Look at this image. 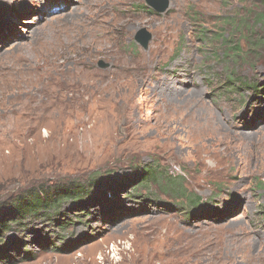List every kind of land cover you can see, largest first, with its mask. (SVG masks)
Here are the masks:
<instances>
[{"label":"rangeland","instance_id":"1","mask_svg":"<svg viewBox=\"0 0 264 264\" xmlns=\"http://www.w3.org/2000/svg\"><path fill=\"white\" fill-rule=\"evenodd\" d=\"M166 1L0 0V264H264V0Z\"/></svg>","mask_w":264,"mask_h":264},{"label":"trees","instance_id":"2","mask_svg":"<svg viewBox=\"0 0 264 264\" xmlns=\"http://www.w3.org/2000/svg\"><path fill=\"white\" fill-rule=\"evenodd\" d=\"M175 177V176H174ZM177 178H168L167 180H164V176H162L160 173H158L154 168L149 167L147 170H145L144 175L141 180V186L142 188L146 185L156 187V189L160 190L162 195L164 196H172L173 194H182L184 193V190L182 188V185L180 184V180ZM83 187L79 185L72 186L70 188V192H67L66 194H46L45 196H39V194H34L28 198V202L23 204L19 210V212L16 214L15 218H11L8 222H12L18 219L17 215H22V218L24 216H29V215H43L45 212L51 210L54 211L56 210V204L60 205V203L64 200V196L68 197H78V196H83L86 195V191L83 192L82 190ZM85 193V194H84ZM182 200V199H179ZM201 201V198L199 196H193V199L190 200L191 203L196 204ZM53 208V209H52ZM7 222L4 221L2 224L4 229H7L8 225L6 224ZM2 261V252L0 251V262Z\"/></svg>","mask_w":264,"mask_h":264},{"label":"water","instance_id":"3","mask_svg":"<svg viewBox=\"0 0 264 264\" xmlns=\"http://www.w3.org/2000/svg\"><path fill=\"white\" fill-rule=\"evenodd\" d=\"M147 3L158 12H164L168 7V2L166 0H147ZM150 38L151 35L146 29L140 30L137 35V40L145 48H147Z\"/></svg>","mask_w":264,"mask_h":264},{"label":"bare ground","instance_id":"4","mask_svg":"<svg viewBox=\"0 0 264 264\" xmlns=\"http://www.w3.org/2000/svg\"><path fill=\"white\" fill-rule=\"evenodd\" d=\"M106 1V0H105ZM111 1V0H110ZM124 0H113V2H115V3H122ZM102 5V4H101ZM114 6V5H113ZM106 14V13H105ZM104 14V15H105ZM97 20H98V23H102V24H108V22L106 21V19L105 18H103V17H100V16H97ZM165 21V20H164ZM92 22V21H91ZM164 28V26H161V29H163ZM121 58V57H120ZM119 60V59H118ZM120 62V61H119ZM120 64V63H119ZM128 64V63H127ZM131 65V64H130ZM124 67V66H123ZM123 67H122V69H123ZM132 68V67H131ZM131 71V70H130ZM125 72V71H124ZM159 119H164V118H159ZM216 125V124H215ZM208 126L209 127H211V128H209V131H212V129H213V125H209L208 124ZM216 134V133H215ZM217 136V135H216Z\"/></svg>","mask_w":264,"mask_h":264}]
</instances>
